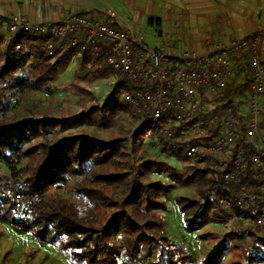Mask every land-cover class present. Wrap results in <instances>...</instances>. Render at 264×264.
<instances>
[{
	"label": "trees",
	"instance_id": "16d2710c",
	"mask_svg": "<svg viewBox=\"0 0 264 264\" xmlns=\"http://www.w3.org/2000/svg\"><path fill=\"white\" fill-rule=\"evenodd\" d=\"M51 40L48 34L0 35V222L55 247L71 264H195L189 248L168 229L166 212L175 195L187 233L231 223L229 244L217 247L202 264H264V226L253 222L258 211L223 203L244 190L254 208L264 202L259 191L263 181L245 133L241 145L223 156L190 160L187 125L173 127L168 138L164 130L173 114L156 121L144 115L131 118L132 109L120 96L123 85L115 81L105 99L94 102L80 83L115 79L106 59L78 51L51 57L45 48ZM76 57L71 87L82 97L90 95L92 102L79 112L40 106L33 96L53 95ZM234 60L235 75L227 88L205 101L214 102L221 118L234 115L244 124L241 107L252 69L247 53ZM223 129L220 122L201 140L210 142ZM152 148L164 160L151 156ZM238 148L244 169L227 182ZM171 161L186 166L175 182L160 178L175 172ZM12 192L31 202L27 221L16 214ZM2 264L10 262L5 258Z\"/></svg>",
	"mask_w": 264,
	"mask_h": 264
},
{
	"label": "built area",
	"instance_id": "2783aa9c",
	"mask_svg": "<svg viewBox=\"0 0 264 264\" xmlns=\"http://www.w3.org/2000/svg\"><path fill=\"white\" fill-rule=\"evenodd\" d=\"M107 15L108 21H101L75 14L52 24L32 22L23 15L0 16V35L48 34L52 40L45 48L51 57L78 51L105 58L115 72L114 81L123 85L120 96L132 109L131 118L144 115L156 121L173 114V122L164 130L168 138L172 137L173 127L187 125L184 134L191 140L186 149L190 160L199 155L223 156L233 145H241L240 139L245 133L251 145L252 160L263 181L260 195H264V61L261 50L264 31L232 39L213 52H175L167 41L158 47L147 45L142 32L112 10H108ZM241 53L248 54L252 69L244 124L234 115L221 118L205 101V97L219 95L227 88L235 75L234 57ZM220 122L223 133L210 142H203L201 139L209 128ZM214 167L219 168V165L214 163ZM243 169V152L238 148L225 180H234ZM10 195L16 214L27 221L31 202L21 193ZM249 195L244 190L236 200L223 203L227 206L235 203L248 211L256 209L258 216L253 222L264 226V202L254 208L246 202Z\"/></svg>",
	"mask_w": 264,
	"mask_h": 264
},
{
	"label": "crops",
	"instance_id": "0c3cea01",
	"mask_svg": "<svg viewBox=\"0 0 264 264\" xmlns=\"http://www.w3.org/2000/svg\"><path fill=\"white\" fill-rule=\"evenodd\" d=\"M108 10L140 32L135 20L147 15L157 25L152 47L167 41L175 52H213L232 39L264 31V0H0V16L23 15L42 24L75 14L108 21ZM118 11L133 17L125 19ZM261 50L264 61V37Z\"/></svg>",
	"mask_w": 264,
	"mask_h": 264
},
{
	"label": "rangeland",
	"instance_id": "374dc122",
	"mask_svg": "<svg viewBox=\"0 0 264 264\" xmlns=\"http://www.w3.org/2000/svg\"><path fill=\"white\" fill-rule=\"evenodd\" d=\"M118 13L125 19L130 20L133 17L119 11ZM135 25L141 30L147 45L157 44L158 39L154 38L157 25L151 23L147 15H143L141 20H135ZM76 70L77 57L68 64L67 70L53 87V95L36 94L33 98L42 107H53L62 112H79L89 106L92 98L94 102H102L111 91L114 78L102 79L93 85L80 83L82 87L93 95L92 98L90 95L82 97L76 94L71 87ZM210 105L215 109L216 105L214 102H211ZM241 113L243 115L246 114V100L241 107ZM149 152L154 158L164 160V156L160 154L159 149L152 148ZM170 163L174 167L175 172L164 174L160 178L175 182L176 179L185 174L186 166L174 161ZM181 194L189 195L186 192ZM171 198L168 211L166 212L168 229L172 238L189 248L194 255L195 264H202L203 260L209 257L217 247L229 244L228 232L230 231L231 223H212L205 230L189 234L185 231L183 215L180 207L175 203V195H172ZM5 258L8 259L10 264H50L51 261H56L58 264H71L55 247L41 244L31 233H19L13 226L0 222V262L2 263Z\"/></svg>",
	"mask_w": 264,
	"mask_h": 264
}]
</instances>
